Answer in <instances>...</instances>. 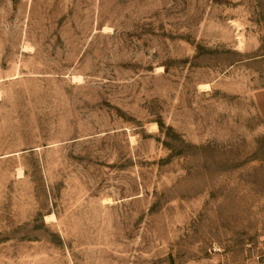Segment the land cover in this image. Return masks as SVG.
Segmentation results:
<instances>
[{
  "label": "rangeland",
  "instance_id": "374dc122",
  "mask_svg": "<svg viewBox=\"0 0 264 264\" xmlns=\"http://www.w3.org/2000/svg\"><path fill=\"white\" fill-rule=\"evenodd\" d=\"M262 88L264 0H0V264H264Z\"/></svg>",
  "mask_w": 264,
  "mask_h": 264
},
{
  "label": "crops",
  "instance_id": "0c3cea01",
  "mask_svg": "<svg viewBox=\"0 0 264 264\" xmlns=\"http://www.w3.org/2000/svg\"><path fill=\"white\" fill-rule=\"evenodd\" d=\"M256 101L264 117V88L260 89L256 93Z\"/></svg>",
  "mask_w": 264,
  "mask_h": 264
},
{
  "label": "bare ground",
  "instance_id": "6f19581e",
  "mask_svg": "<svg viewBox=\"0 0 264 264\" xmlns=\"http://www.w3.org/2000/svg\"><path fill=\"white\" fill-rule=\"evenodd\" d=\"M107 29V28H106ZM106 29H104V30H106ZM203 85H210L209 83H203ZM202 86V85H201ZM205 88V87H204ZM207 89V88H206ZM23 173V172H22ZM55 214L54 213H50V214H48V215H46V220L47 219H49V218H51L52 216H54ZM55 217V216H54ZM53 219V218H52ZM54 219H56V218H54ZM50 220V219H49ZM49 220H47V221H49Z\"/></svg>",
  "mask_w": 264,
  "mask_h": 264
}]
</instances>
